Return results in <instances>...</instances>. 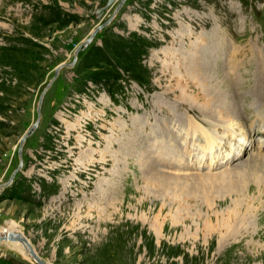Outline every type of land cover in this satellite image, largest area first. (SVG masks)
Returning <instances> with one entry per match:
<instances>
[{"label":"rangeland","instance_id":"rangeland-1","mask_svg":"<svg viewBox=\"0 0 264 264\" xmlns=\"http://www.w3.org/2000/svg\"><path fill=\"white\" fill-rule=\"evenodd\" d=\"M107 1L0 0V184L13 179L0 229L52 264H264V193L219 175L238 163L264 172L246 144L264 154V0H114L98 17ZM189 70L226 81L247 140L236 118L215 134L198 118L212 117L166 94L198 87ZM189 115L218 141L202 161L220 166H199L208 141ZM147 160L181 177L148 174ZM29 255L0 241V260L39 264Z\"/></svg>","mask_w":264,"mask_h":264},{"label":"bare ground","instance_id":"bare-ground-1","mask_svg":"<svg viewBox=\"0 0 264 264\" xmlns=\"http://www.w3.org/2000/svg\"><path fill=\"white\" fill-rule=\"evenodd\" d=\"M205 52H206V55H207V51H205ZM181 55H182V53H181ZM180 70H182V69H180ZM188 72H190L193 76L184 74V76H185L184 78L186 80H189V81L197 82L198 83V87H195V88H193L190 91H185V90H189L191 88L190 86L185 87L182 91H180L181 96L180 95H175L174 92H176V91H165L166 94L172 95L173 99L177 102V106H181L182 104H184V105L187 104L189 106V109L187 108V110H186L187 113L186 114H190L189 111H193V109H198L201 113H204L207 116L209 115L210 117H212L211 119H214L213 121L212 120H209V119H206L207 117L206 118L205 117H198V118L201 119V120H203V121H205V122H210L212 131L214 133H215V130L217 129V127L220 126L222 123L225 124V125H228L229 127L235 126L234 125V123H235L234 122L235 121L234 118H236V120L238 121L237 123L239 124V131L244 135V138L247 140L249 137L247 135H245V134H247L248 129H246L245 125H243L244 124V121L242 119H240V117H238V112L236 111V105H235L237 102H235V101L233 102V99H232L233 97H235V95H234V92L230 89L229 85L226 83V81L224 79H222V77L218 76L217 74H213V73L212 74H202L203 77L202 76L201 77H197L192 71L189 70ZM188 78H190V79H188ZM261 98H263V96L261 97L260 94H259V98H257V99L260 100ZM180 103H181V105H180ZM258 115H259V119H262V121L264 122V105L263 106L261 105L259 107V114ZM193 117H191V115H189V117L187 118L188 124H192V129H191L192 135L195 136L197 133L200 132L201 135H203L205 138L207 137V141H208V146H207L206 149H204L203 146L200 145V147L203 148L202 154H201L203 157L200 159L199 166L209 167V168H213L214 169V167L220 166V164L217 163L218 162L217 160L215 161V160L211 159L208 164L207 163H204V161H202V160L203 159L207 160L208 157L206 155L214 152L213 151L214 150V147H215L216 143L218 142L216 140V138H215V134H217V133H215L214 135L213 134H209L207 132H204L203 133L202 127H200V126H198V124H194L192 122V120L193 121H196V120H194ZM217 118L221 119L222 121H220V123L216 122L215 120H217ZM123 128L125 130L128 127H127V125H124ZM233 132H235V131H233ZM231 134H232V132H231ZM260 134L261 135H264V128H260L259 129V135ZM223 137H224V134H223ZM252 141H255V139L246 142V144L247 145H250L251 144V146H256L257 148H259L258 149L259 156H261L263 158L264 157V154H261L262 152H260V151H263V148H262L263 147V144H261V143L259 144L257 142L254 143ZM263 143H264V141H263ZM121 147H122V150H128L131 153V147H129L128 144L121 145ZM246 149L252 150L253 148H246ZM243 150H244V152L241 151L239 153V155L238 154H234L233 157L232 156L230 157V154H227V156H226L227 159L224 158L225 163L232 162V161H234V160L239 159L240 157H242L243 154H241V153H245V147H243ZM187 153L189 155L188 157H191V160H193L192 150L189 149V151H187ZM127 154H129V153H127ZM127 154H124V155H127ZM102 156H104V155H102ZM118 157H119L118 154L117 153H114L112 155V160H109V161L102 160V162L104 164H106V163H108L110 161L117 162L118 161ZM120 160H121V158H120ZM146 163H147V165L149 167V168H147V171H146L148 174L156 175V176H159L160 175V176H163V178H166V179L168 177L169 178H175V177H179L180 178L181 177V176L167 175L168 173L167 174H163L164 172H156V173H154L153 171L156 170V169L155 168L152 169V167L150 166V163H149L148 160L146 161ZM221 164H222V162H221ZM247 164H243V163L240 164V163H238L232 169L230 168V170H227V171L224 170V172L220 173L219 175L225 176V178H228V179L239 178L240 180H247V181L251 182V184L252 183H255V185H257L258 188H259V193L261 195H263V193H264V172L261 171V173L258 174L257 171L253 170L251 168V166H247ZM99 165H101V164L99 163ZM250 214H251V217H252L254 213L252 211H250ZM9 232H11L13 234H18L17 232L14 233L12 231H8L7 229H4V230L0 229V237H3L4 233H9ZM18 235H20V234H18ZM27 240L28 239L27 238L25 239V236L23 234H21L20 237H19V239L16 238L15 240H8V241H9L10 246L13 249H15L16 251H19L21 254L25 255L26 257L29 254H30L29 256H33V254H31V249L33 247L30 245L29 241H27ZM33 258H34V256H33Z\"/></svg>","mask_w":264,"mask_h":264},{"label":"water","instance_id":"water-1","mask_svg":"<svg viewBox=\"0 0 264 264\" xmlns=\"http://www.w3.org/2000/svg\"><path fill=\"white\" fill-rule=\"evenodd\" d=\"M114 0H108L106 5L100 7L99 9H97V16L100 17L102 16V14L104 13V11L107 9V7L113 2ZM124 0H122L120 2V4L118 5V8L123 4ZM112 20V18H109L106 22L102 23L100 26H98L92 33L91 35L85 40V42L83 43V46L77 48L76 52H75V56H74V59L71 63H62L60 64L59 66L56 67V70H55V76L54 78H56L58 76V74L60 73V70L61 68H63L64 66H73L75 64V62L77 61V55L79 53V51H81L83 49V47L87 46L95 37L96 33L100 30H102V28L104 26H106L107 24H109V22ZM50 84H48V86L44 89V91L42 92L40 98H39V103H38V113H39V116L38 118L36 119V121L34 122V124L32 125V127L22 136L21 138V141H20V147H19V155H21L22 153V148H23V145L25 143V141L27 140V138L33 133V131L39 126V121H40V116H41V107H42V103H43V100H44V97H45V94L47 92V89L50 87ZM13 181V179L11 178L8 182L6 183H2L0 184V191L1 189H4L7 185L11 184ZM20 235L18 234H13L11 232L9 233H4L3 237H0V241L1 240H15L16 238L19 239ZM31 254H33L34 258L36 259V261H38L37 263L39 264H52V263H49L45 260H43L41 257H39L35 250L32 248L31 249Z\"/></svg>","mask_w":264,"mask_h":264},{"label":"trees","instance_id":"trees-1","mask_svg":"<svg viewBox=\"0 0 264 264\" xmlns=\"http://www.w3.org/2000/svg\"><path fill=\"white\" fill-rule=\"evenodd\" d=\"M0 264H14V262L0 260Z\"/></svg>","mask_w":264,"mask_h":264}]
</instances>
